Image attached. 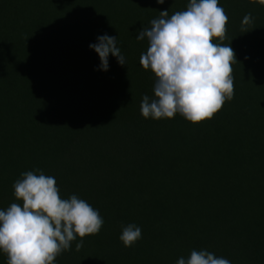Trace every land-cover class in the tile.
Returning <instances> with one entry per match:
<instances>
[{"label": "trees", "instance_id": "trees-1", "mask_svg": "<svg viewBox=\"0 0 264 264\" xmlns=\"http://www.w3.org/2000/svg\"><path fill=\"white\" fill-rule=\"evenodd\" d=\"M188 3L0 0V209L22 203L13 183L39 169L104 220L55 264H176L192 250L264 264V5L219 0L237 62L234 96L211 119L140 114L155 77L139 63L147 40L135 37ZM104 34L125 65L109 54L99 70L89 44ZM130 223L142 238L127 248L119 236Z\"/></svg>", "mask_w": 264, "mask_h": 264}, {"label": "clouds", "instance_id": "clouds-1", "mask_svg": "<svg viewBox=\"0 0 264 264\" xmlns=\"http://www.w3.org/2000/svg\"><path fill=\"white\" fill-rule=\"evenodd\" d=\"M259 3L264 5V0ZM227 23L228 16L219 0H189L186 10L171 16L168 10L160 11L150 27L138 32L135 39H146L148 43L140 55V66L155 77L153 95H143L140 103L143 118L171 119L179 114L191 123H200L211 119L225 101L233 98L232 65L237 60L234 50L223 43ZM251 23L248 13L242 26ZM89 48L99 57V70H108L109 54L118 64H126L116 36H98ZM13 189L15 199L22 203L0 209V252L6 254L7 264H55L78 237L76 251L83 247L85 236L96 235L103 227L98 210L75 194L63 198L56 179L42 170L21 173ZM141 238L142 229L131 223L122 227L119 236L127 248ZM176 264L230 261L207 250H192Z\"/></svg>", "mask_w": 264, "mask_h": 264}]
</instances>
